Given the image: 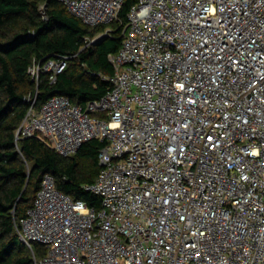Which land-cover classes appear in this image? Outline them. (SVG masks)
Instances as JSON below:
<instances>
[{
  "label": "built area",
  "instance_id": "1",
  "mask_svg": "<svg viewBox=\"0 0 264 264\" xmlns=\"http://www.w3.org/2000/svg\"><path fill=\"white\" fill-rule=\"evenodd\" d=\"M57 1L91 29L124 3ZM68 60L29 74L55 83ZM109 61L106 96L34 99L16 131L63 157L105 144L85 187L100 208L43 176L17 226L34 264H264V0H138Z\"/></svg>",
  "mask_w": 264,
  "mask_h": 264
},
{
  "label": "trees",
  "instance_id": "2",
  "mask_svg": "<svg viewBox=\"0 0 264 264\" xmlns=\"http://www.w3.org/2000/svg\"><path fill=\"white\" fill-rule=\"evenodd\" d=\"M137 1L124 0L118 21L91 29L57 0H0V264H34L17 226L32 207L45 174L73 200L100 208V198L85 187L98 177L104 143L91 140L63 157L36 137L16 141V131L34 99L37 109L56 95L85 109L107 95L111 83L106 78L114 73L109 55L120 50L123 25ZM108 29L109 36L91 43ZM60 56L69 60L56 82L42 75L37 85L29 69ZM45 253L34 245L37 258Z\"/></svg>",
  "mask_w": 264,
  "mask_h": 264
},
{
  "label": "water",
  "instance_id": "3",
  "mask_svg": "<svg viewBox=\"0 0 264 264\" xmlns=\"http://www.w3.org/2000/svg\"><path fill=\"white\" fill-rule=\"evenodd\" d=\"M44 12H45V10H44ZM104 38H106V37L105 36L104 37H101L96 42H99V41L103 40Z\"/></svg>",
  "mask_w": 264,
  "mask_h": 264
}]
</instances>
